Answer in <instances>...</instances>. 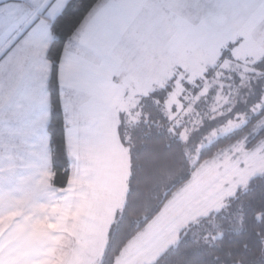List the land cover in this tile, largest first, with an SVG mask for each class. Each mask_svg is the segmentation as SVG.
<instances>
[{
    "label": "rangeland",
    "instance_id": "1",
    "mask_svg": "<svg viewBox=\"0 0 264 264\" xmlns=\"http://www.w3.org/2000/svg\"><path fill=\"white\" fill-rule=\"evenodd\" d=\"M257 3L258 0H247L234 10L227 11L225 15L228 19L220 20L223 16H219L195 30L182 29L175 18L157 6L138 16L133 31L139 38L136 43L131 41L126 45L131 48L130 53L124 56L122 67L116 71L115 107L82 103L76 93L64 94L68 124L84 133L81 140L83 150L75 156L77 170L71 169V174L74 172L71 187L67 191L53 189L49 180L52 168L47 170L45 163L42 168L43 185L37 188L36 184H32L24 189L27 191L21 206L24 213H19V217L12 216L16 212L14 210L13 214L5 216L4 235L1 234L0 238V264H42L44 261L43 264H99L115 216L124 207L129 179L128 153L122 150L117 133L120 117H130L140 98L164 88L175 79V91L167 109L170 114L177 109L176 115H171L173 120L177 116L183 118L191 111L189 108L184 112V103H181L186 85L195 86L205 79L210 70L219 67L214 83H206L202 94L214 85L223 91L227 86L222 84L221 79H227L228 74L240 73L241 70L247 72L250 66L260 62L264 58V6L255 5ZM109 40L106 45H100L105 48L102 51L105 53L101 55H106L117 46L118 33ZM225 52L229 53L231 61L220 64ZM101 59L104 58L95 61V65L102 68L101 63L104 67L107 60ZM132 71L137 73L136 76H131ZM94 73L97 74L96 71ZM88 81L92 82V79L88 77ZM37 87L38 93H41L43 84L38 83ZM190 101L189 97L185 98V103ZM218 102L224 107L228 100L220 98ZM261 108L257 107L258 110ZM12 111L25 114L27 109L4 108V116L0 114V169L6 168L11 161L8 153L12 149H27L28 141L22 138H27L28 133L24 129L28 127L29 118L23 117V124L12 126L15 131L8 133ZM244 120L238 117L214 132L209 141L191 155L193 163L202 149L241 129ZM42 126L37 125L38 130L34 134L37 140H40ZM85 135L88 137L84 138ZM188 139L189 134L185 133L182 140L187 142ZM233 150V153L203 165L191 184L166 206L144 234L127 247L116 264H155L178 244L181 232L189 225L219 211L238 190L246 188L252 179L264 174V145L252 154L241 145ZM76 172H82L83 176L87 174L86 178L82 177L80 181L75 178ZM6 175L8 172L0 171V179ZM79 182L87 186H80ZM58 192L63 196L57 197L55 193ZM72 194L75 203L69 201ZM42 199L49 206L36 212L35 209L40 210ZM12 210L13 204L9 200L0 199V213ZM44 224L49 231L46 235L41 227Z\"/></svg>",
    "mask_w": 264,
    "mask_h": 264
},
{
    "label": "trees",
    "instance_id": "2",
    "mask_svg": "<svg viewBox=\"0 0 264 264\" xmlns=\"http://www.w3.org/2000/svg\"><path fill=\"white\" fill-rule=\"evenodd\" d=\"M100 1L73 0L52 23L53 43L47 53L51 65L47 133L52 158L51 186L57 191L67 190L71 179L60 66L67 45ZM227 60L231 61L225 52L220 64ZM219 69L210 70L195 86L186 85L181 103L184 112L189 108L191 111L183 118L177 116L173 120L171 115H176L177 109L172 114L167 109L175 79L140 98L130 117H120L117 133L128 153L129 179L124 207L115 216L99 264H116L127 247L191 184L203 165L233 153L239 145L250 154L264 145V58L247 72L241 70L221 79L227 86L223 91L214 85L202 94L206 83H214ZM186 97L191 99L188 104ZM220 98L228 100L224 107L219 106ZM258 106L262 108L258 110ZM238 117L245 119L244 126L202 149L193 163L191 155L214 132ZM185 133L189 134L187 142L182 140ZM155 264H264V174L238 190L219 211L189 225L181 232L178 244Z\"/></svg>",
    "mask_w": 264,
    "mask_h": 264
},
{
    "label": "crops",
    "instance_id": "3",
    "mask_svg": "<svg viewBox=\"0 0 264 264\" xmlns=\"http://www.w3.org/2000/svg\"><path fill=\"white\" fill-rule=\"evenodd\" d=\"M71 1L73 0H0V114L4 116V108L25 107L27 109L25 114H16L12 111L13 118L8 122L10 129L8 133L15 131L12 130V126L17 127L23 124V117L29 118L28 127L24 129L28 133L27 138H22L28 141L27 149H12L8 153L11 161L7 160L6 162L9 161V163L5 166L6 168L0 169V171L8 172V176H1L0 179V193H2L0 199L5 198L6 202L9 200L13 204L12 211L0 213V238L4 235L2 228L6 223L5 216L9 213L13 214L14 210L16 212L12 216L19 217V213H24L21 208L25 201L24 195L27 194L24 189L32 184H36L37 188L41 187L44 181L42 172L45 163L47 170L52 168L50 138L47 133L50 123L48 84L51 73L47 53L53 43L52 23ZM245 2L247 0H101L67 45L60 66L59 83L72 171L74 168L77 170L75 156L78 151L81 154L83 150L81 140L84 133L78 132V128L74 130L68 124L63 96L72 92L80 97L82 103L94 102L95 106L102 104L107 108L115 107V89L118 82L115 76L116 71L122 67L121 62L124 56L130 53L131 48L126 45L131 41L136 43L139 38L133 31V26L142 12L152 6L160 7L175 18L182 29L195 30L197 27L206 26L207 22L216 20L219 16H223L220 20L228 19L225 13ZM258 2L255 5L264 6V0H258ZM116 33L119 36L117 46L106 55H101L105 53L102 52L105 48L100 45H106ZM130 34L133 35L130 37ZM101 57L104 58L101 60H107L104 67L101 63L102 68L99 65L97 67L95 62ZM94 71L97 72L96 75ZM135 74L137 73L131 72V76H136ZM88 77L92 79V82L88 81ZM38 83L43 84L41 93L37 90ZM16 101L19 103H15ZM81 104H79L80 107ZM38 124H43L39 131L40 140L34 136L37 133ZM13 137L22 140L15 135ZM86 137L88 136L85 135L84 138ZM122 150L125 151L124 148ZM73 175L74 172L71 174L68 189L71 187ZM86 175L76 172L75 178L81 181L82 177L86 178ZM49 180L51 182L52 177ZM78 184L87 186L84 182ZM51 192L52 190L49 189L50 194ZM55 194L57 197L63 196V193ZM71 198L69 201L75 203L73 194ZM44 201L47 202L42 199L40 210L35 209L36 212L44 211L46 206H49ZM41 227L45 229L43 232L45 235L49 233L45 224ZM43 228H41L42 231Z\"/></svg>",
    "mask_w": 264,
    "mask_h": 264
}]
</instances>
